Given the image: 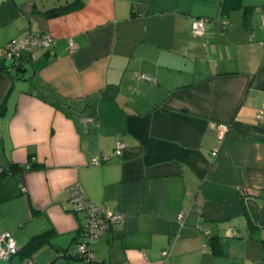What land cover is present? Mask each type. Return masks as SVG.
I'll use <instances>...</instances> for the list:
<instances>
[{
  "label": "crops",
  "instance_id": "0c3cea01",
  "mask_svg": "<svg viewBox=\"0 0 264 264\" xmlns=\"http://www.w3.org/2000/svg\"><path fill=\"white\" fill-rule=\"evenodd\" d=\"M262 15L264 0H0V61L12 38L53 36L0 66V233L20 248L0 264L36 236V264H85L74 183L125 213L94 264H264Z\"/></svg>",
  "mask_w": 264,
  "mask_h": 264
},
{
  "label": "built area",
  "instance_id": "2783aa9c",
  "mask_svg": "<svg viewBox=\"0 0 264 264\" xmlns=\"http://www.w3.org/2000/svg\"><path fill=\"white\" fill-rule=\"evenodd\" d=\"M204 17H196L192 21V32L194 35L201 36L204 33ZM264 22V15H262ZM53 43V36L49 32L31 33L21 38H12L2 47V60L13 62L17 66L18 60L31 52L35 47L49 48ZM73 43L70 41V45ZM17 61V62H16ZM143 78L148 79L146 76ZM264 115V105H262L258 117ZM216 134L221 139L227 130L226 125H214ZM123 143L118 142L115 153L120 154ZM216 153V150L212 152ZM109 156L100 157L93 160L99 163L101 160H108ZM68 200L74 211L85 213L86 220L80 228L81 238L77 243L76 252L80 255L85 264H94V255L92 252V243L102 234L106 233L112 227L119 225L125 220V213L118 209L103 207L91 202L78 183H74L66 189ZM185 211L181 210L177 217L181 220ZM20 248L9 232L0 233V259L9 260L13 255L19 252ZM166 254V251H162ZM20 264H36L33 254L27 255Z\"/></svg>",
  "mask_w": 264,
  "mask_h": 264
},
{
  "label": "trees",
  "instance_id": "16d2710c",
  "mask_svg": "<svg viewBox=\"0 0 264 264\" xmlns=\"http://www.w3.org/2000/svg\"><path fill=\"white\" fill-rule=\"evenodd\" d=\"M5 65H7V63H5V61H0V66L1 67H4ZM14 63H10L9 67H14ZM37 164L35 163H32L29 167H36ZM24 169H26L25 165L24 164H18V163H10L9 166L5 169L6 171H10V172H18V171H23ZM37 241V236L35 238H33L29 243L28 245H26L25 247H23V249L28 253L30 254V250L33 248L34 244L36 243ZM21 249V251L23 250ZM20 251V252H21ZM24 251V252H25Z\"/></svg>",
  "mask_w": 264,
  "mask_h": 264
},
{
  "label": "water",
  "instance_id": "95a60500",
  "mask_svg": "<svg viewBox=\"0 0 264 264\" xmlns=\"http://www.w3.org/2000/svg\"><path fill=\"white\" fill-rule=\"evenodd\" d=\"M17 66H18V65H17ZM21 71H23V72H24V70H22V69H21Z\"/></svg>",
  "mask_w": 264,
  "mask_h": 264
}]
</instances>
